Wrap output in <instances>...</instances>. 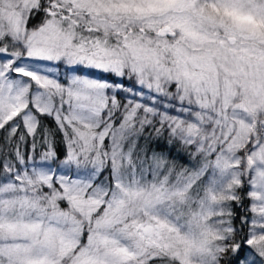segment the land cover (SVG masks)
I'll return each mask as SVG.
<instances>
[{
    "label": "snow or ice",
    "instance_id": "6c2138e0",
    "mask_svg": "<svg viewBox=\"0 0 264 264\" xmlns=\"http://www.w3.org/2000/svg\"><path fill=\"white\" fill-rule=\"evenodd\" d=\"M0 264H264V0H0Z\"/></svg>",
    "mask_w": 264,
    "mask_h": 264
},
{
    "label": "trees",
    "instance_id": "16d2710c",
    "mask_svg": "<svg viewBox=\"0 0 264 264\" xmlns=\"http://www.w3.org/2000/svg\"><path fill=\"white\" fill-rule=\"evenodd\" d=\"M32 23L34 24V23H36V21H33ZM46 123H47V121H46ZM245 203L247 204V203H248V201H245Z\"/></svg>",
    "mask_w": 264,
    "mask_h": 264
}]
</instances>
